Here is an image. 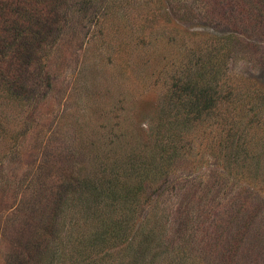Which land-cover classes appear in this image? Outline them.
<instances>
[{"label": "rangeland", "instance_id": "obj_1", "mask_svg": "<svg viewBox=\"0 0 264 264\" xmlns=\"http://www.w3.org/2000/svg\"><path fill=\"white\" fill-rule=\"evenodd\" d=\"M2 3L0 264H264V1Z\"/></svg>", "mask_w": 264, "mask_h": 264}, {"label": "trees", "instance_id": "obj_2", "mask_svg": "<svg viewBox=\"0 0 264 264\" xmlns=\"http://www.w3.org/2000/svg\"><path fill=\"white\" fill-rule=\"evenodd\" d=\"M260 2H263L264 0H259ZM0 10L3 11V14L9 13L10 8L7 4L2 3L0 5ZM4 24L6 25V28L8 27V20L3 19ZM197 86V85H196ZM193 88H195V85H193ZM188 90V89H187ZM198 96L200 98H204V100H207V105L211 103V96H209L208 92L202 91L199 92ZM198 97V98H199ZM197 99L193 98L192 101L188 103L187 108H185V113L188 117H192L194 114L199 115L203 110L204 107L200 108V106L197 104ZM207 107V106H206ZM137 191L136 187H134V190L132 189H126L119 187V190L117 189L113 191L110 190L108 193L107 192H101L97 188L94 187L93 190V196H95V206H99V204H104L105 207H112L116 208L117 210H121L120 216L118 218H115L112 221H108L107 223H104L103 225V231L95 236L97 239L103 238V236H108L111 238L113 236V239H118L119 238V233L121 232L124 222L127 221L128 216L131 215L133 212L132 207L135 203V198L137 196ZM53 222V221H52ZM59 233V231H58ZM115 240V241H116ZM35 254L32 255L31 259H37V252H34Z\"/></svg>", "mask_w": 264, "mask_h": 264}]
</instances>
